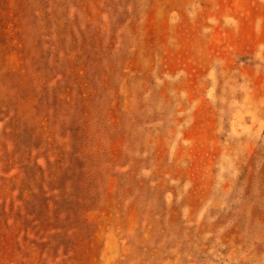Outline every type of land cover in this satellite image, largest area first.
Instances as JSON below:
<instances>
[{"label": "rangeland", "instance_id": "1", "mask_svg": "<svg viewBox=\"0 0 264 264\" xmlns=\"http://www.w3.org/2000/svg\"><path fill=\"white\" fill-rule=\"evenodd\" d=\"M0 264H264V0H0Z\"/></svg>", "mask_w": 264, "mask_h": 264}]
</instances>
